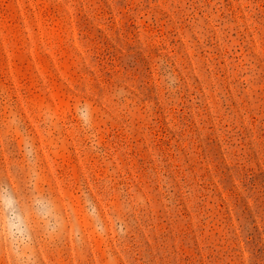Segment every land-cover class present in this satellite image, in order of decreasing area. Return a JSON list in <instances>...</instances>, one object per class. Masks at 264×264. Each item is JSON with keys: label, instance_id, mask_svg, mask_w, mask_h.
Segmentation results:
<instances>
[{"label": "rangeland", "instance_id": "374dc122", "mask_svg": "<svg viewBox=\"0 0 264 264\" xmlns=\"http://www.w3.org/2000/svg\"><path fill=\"white\" fill-rule=\"evenodd\" d=\"M13 116L65 218L39 264H264V0H0V180L23 189Z\"/></svg>", "mask_w": 264, "mask_h": 264}, {"label": "clouds", "instance_id": "9594fccd", "mask_svg": "<svg viewBox=\"0 0 264 264\" xmlns=\"http://www.w3.org/2000/svg\"><path fill=\"white\" fill-rule=\"evenodd\" d=\"M164 81L165 86L174 83L171 73H165ZM75 114L95 149L99 141L94 130L92 105L87 102L77 104ZM42 119L46 126H53L57 117L51 109H45ZM10 123L21 131L22 151L28 177L23 189L0 180V250L7 251L12 258V264H39V240H51L61 235L65 229V218L56 199L40 188L36 171V148L31 137L20 127L18 117L13 116ZM83 195L84 212L92 222L95 232L103 236L108 228L101 218L100 210L86 193ZM114 227L121 235L123 234V224L120 221H116Z\"/></svg>", "mask_w": 264, "mask_h": 264}]
</instances>
